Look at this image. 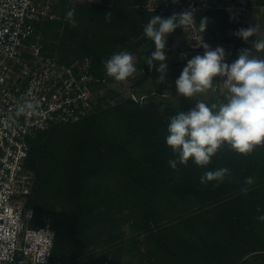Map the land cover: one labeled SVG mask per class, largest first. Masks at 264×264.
I'll use <instances>...</instances> for the list:
<instances>
[{
	"label": "trees",
	"instance_id": "1",
	"mask_svg": "<svg viewBox=\"0 0 264 264\" xmlns=\"http://www.w3.org/2000/svg\"><path fill=\"white\" fill-rule=\"evenodd\" d=\"M256 4L264 7V0ZM54 9L62 17L37 28L44 51L67 64L90 57L94 76L111 83L103 61L117 51L151 55L155 45L145 26L152 16L174 13L149 12L139 0H54ZM201 17L208 19L205 35L233 18L204 12L198 25ZM205 38L221 41L211 33ZM240 49L236 45L230 59L227 52L225 62H234ZM135 66L144 71L139 86L147 66L142 58ZM107 94L78 121L31 140L26 167L34 186L25 202L35 210L33 225L50 220L56 230L54 258L67 264H264V145L246 156L225 145L205 167L189 160L173 169L166 137L178 109L163 106L156 93L139 99ZM179 100L186 108L189 99ZM221 168L230 173L222 182L201 183L205 172Z\"/></svg>",
	"mask_w": 264,
	"mask_h": 264
},
{
	"label": "built area",
	"instance_id": "2",
	"mask_svg": "<svg viewBox=\"0 0 264 264\" xmlns=\"http://www.w3.org/2000/svg\"><path fill=\"white\" fill-rule=\"evenodd\" d=\"M140 1L153 13L193 10L194 25L185 29L199 43L195 48L201 47L200 36L206 43L200 13L226 11L241 20L257 7L256 0ZM57 18L54 0H0V264H65L54 258L57 232L51 221L31 226L35 210L25 199L34 179L26 160L39 132L78 121L94 109L95 86L105 81L92 73L90 57L67 64L44 51L38 25Z\"/></svg>",
	"mask_w": 264,
	"mask_h": 264
},
{
	"label": "clouds",
	"instance_id": "3",
	"mask_svg": "<svg viewBox=\"0 0 264 264\" xmlns=\"http://www.w3.org/2000/svg\"><path fill=\"white\" fill-rule=\"evenodd\" d=\"M74 13L75 9L67 12L69 20ZM193 25V10H186L167 18L152 16L145 26V36L155 45V51L146 58V64L159 74L158 83H164L167 75V37L177 28ZM207 25V17H201L199 32L204 33ZM255 32L256 28L249 26L238 29L234 35L248 42ZM199 42L204 52L187 60L175 80L177 95L190 99L199 93L215 91L214 81L217 78H220L227 94L223 101L216 103L197 101L189 110L180 111L170 118L166 144L174 154V158L168 161L173 169L177 164L186 166L189 160L205 167L225 145L244 156L251 154L257 146L264 145V58L253 54V49L264 51V40L253 41L252 47L240 49L238 58L231 64L225 62L223 47L213 49L203 43L201 36ZM154 62H159V66ZM103 64L106 75L115 81H125L137 71L134 57L128 52H114ZM18 111L24 112L25 107H19ZM228 174L227 168L207 171L201 176V183L222 182ZM253 182L250 177L245 180L248 185ZM247 190L243 189L244 192ZM259 219L264 220V216Z\"/></svg>",
	"mask_w": 264,
	"mask_h": 264
},
{
	"label": "rangeland",
	"instance_id": "4",
	"mask_svg": "<svg viewBox=\"0 0 264 264\" xmlns=\"http://www.w3.org/2000/svg\"><path fill=\"white\" fill-rule=\"evenodd\" d=\"M139 2L141 4L140 0ZM60 17H62V15L59 16V18ZM249 26L255 27L256 32L252 37L249 38L248 42H245L241 38H238L234 35V33L238 29L248 28ZM209 33H211L214 37H219L221 41L207 40L205 36H207ZM201 34L203 36V40L206 41V43L210 45L211 48L215 49L219 46L225 49V53L230 51L231 54L227 53V57L228 59H230L232 56V52L236 48V45H239L241 49L250 48L252 47L253 41L264 40V7H255L251 9L250 11L244 13L241 20H237L234 17L230 18L227 27L213 26L206 32V35L204 33ZM40 37L42 38L41 35ZM222 39H227V41H223ZM195 44L198 45L199 43L191 41L190 36L188 35V32L186 30H182L180 34H174L171 42H169L168 36L165 48L168 69L164 83H158L156 81L159 74L155 71L154 68L150 69L146 64V79L138 84L139 86H136V83L139 82L144 73L142 69L136 66V73L125 81H116L114 83L105 81L102 84L96 85L92 100L99 101V99H102L103 97L108 98L109 94H107V92L110 93V96H118L119 94H124L125 96H130L135 99H139L141 96L153 95L156 93L155 96H157L161 100L163 106L172 107L175 109L177 108L178 112L189 110L192 106L195 105L197 101H204L208 104L223 101L225 95L227 94V90L225 89L223 83L220 81V78H217V80L214 81L215 91L209 90L205 93L196 94L188 100L189 103H187L186 108L181 106L179 95H177L176 92L175 80L179 77L182 69L186 66L188 59L197 54H203V47L201 46L195 48ZM128 53H130L134 57L135 64L138 63L141 58L146 62V58L151 56L149 54L140 56L139 52L137 51H129ZM253 54L260 58H264V51L256 52L255 49H253ZM154 63L157 67L159 66V62ZM103 86L104 89H102ZM101 89L106 90L103 91V94L106 96H103ZM31 226L36 225H33V223H31ZM128 233L129 230L127 234ZM132 259L135 260L134 257Z\"/></svg>",
	"mask_w": 264,
	"mask_h": 264
}]
</instances>
